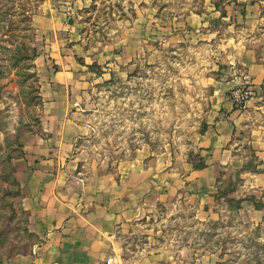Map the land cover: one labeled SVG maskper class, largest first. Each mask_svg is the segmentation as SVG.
<instances>
[{"label": "rangeland", "instance_id": "obj_1", "mask_svg": "<svg viewBox=\"0 0 264 264\" xmlns=\"http://www.w3.org/2000/svg\"><path fill=\"white\" fill-rule=\"evenodd\" d=\"M40 1L0 0V264H19L41 242L15 165L42 134V95L58 68L53 38L32 17ZM80 13V35L68 34L67 47L79 79L70 92L90 128L87 155L109 171L154 162L173 181L206 164L203 177L185 181L180 204L158 202L137 239L182 253L178 264H264V173L244 169L264 168V83L236 107L225 163L198 145L213 95L231 98L229 81L246 74L250 56L264 65V0H93Z\"/></svg>", "mask_w": 264, "mask_h": 264}, {"label": "crops", "instance_id": "obj_2", "mask_svg": "<svg viewBox=\"0 0 264 264\" xmlns=\"http://www.w3.org/2000/svg\"><path fill=\"white\" fill-rule=\"evenodd\" d=\"M92 3L93 0H41L32 16L37 32L53 38L51 57L58 68L45 83V89L50 91L42 95V134L28 142L24 157L15 162L23 205L31 214L30 227L41 239L18 263L106 264L114 258L115 264H178L182 253L156 248L150 236L140 243V222L155 216L158 202L169 210L173 199L180 204L185 181L203 177L205 169L193 170L188 177L173 181L168 171L157 172L154 162H133L125 169L109 171L104 161L102 165L87 155L90 128L87 116L83 121L84 111L77 108V95L70 92L79 85V79L67 43L69 36L80 35V10ZM253 59L250 56L244 67L257 88L264 83V65ZM238 78L235 74L229 83L237 84ZM213 99L198 145L211 149V163H225L222 152L226 153L234 137L240 111L232 96L215 94ZM206 193H196L192 201H202L213 192ZM187 198L191 196L185 195ZM195 211L202 214L204 204ZM195 256L201 263L203 258Z\"/></svg>", "mask_w": 264, "mask_h": 264}, {"label": "built area", "instance_id": "obj_3", "mask_svg": "<svg viewBox=\"0 0 264 264\" xmlns=\"http://www.w3.org/2000/svg\"><path fill=\"white\" fill-rule=\"evenodd\" d=\"M233 92L232 101L236 107H244L246 103L255 96V87L249 74H242ZM106 264H115L114 258H109Z\"/></svg>", "mask_w": 264, "mask_h": 264}, {"label": "trees", "instance_id": "obj_4", "mask_svg": "<svg viewBox=\"0 0 264 264\" xmlns=\"http://www.w3.org/2000/svg\"><path fill=\"white\" fill-rule=\"evenodd\" d=\"M224 15V14H223ZM225 16V15H224ZM223 16V17H224ZM24 55V54H23ZM33 77V76H31ZM263 164V162H257L256 164L251 161V162H248L245 166H244V169L245 170H249L251 172H254V173H264V168H260V166ZM206 168V164H203V163H199V164H195L194 165V170H202V169H205ZM229 190H226L225 193H222V195L224 196ZM221 196V195H218L217 194V198ZM257 209H260V208H257Z\"/></svg>", "mask_w": 264, "mask_h": 264}]
</instances>
